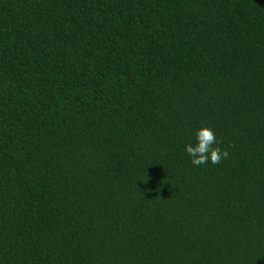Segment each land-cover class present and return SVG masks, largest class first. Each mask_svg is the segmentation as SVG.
<instances>
[{
    "label": "trees",
    "instance_id": "trees-1",
    "mask_svg": "<svg viewBox=\"0 0 264 264\" xmlns=\"http://www.w3.org/2000/svg\"><path fill=\"white\" fill-rule=\"evenodd\" d=\"M0 264H264V0H0Z\"/></svg>",
    "mask_w": 264,
    "mask_h": 264
},
{
    "label": "clouds",
    "instance_id": "clouds-1",
    "mask_svg": "<svg viewBox=\"0 0 264 264\" xmlns=\"http://www.w3.org/2000/svg\"><path fill=\"white\" fill-rule=\"evenodd\" d=\"M195 143L185 144L184 151L193 166L207 163L217 164L227 158L228 152L219 146L215 131L208 126H200L194 131Z\"/></svg>",
    "mask_w": 264,
    "mask_h": 264
}]
</instances>
